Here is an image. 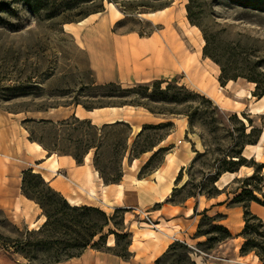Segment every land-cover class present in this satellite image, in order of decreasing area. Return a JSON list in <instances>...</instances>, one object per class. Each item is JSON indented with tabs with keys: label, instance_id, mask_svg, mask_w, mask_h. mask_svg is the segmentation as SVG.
<instances>
[{
	"label": "rangeland",
	"instance_id": "rangeland-1",
	"mask_svg": "<svg viewBox=\"0 0 264 264\" xmlns=\"http://www.w3.org/2000/svg\"><path fill=\"white\" fill-rule=\"evenodd\" d=\"M0 1H7L14 8V12H3L0 21V118H7L15 137L17 126L21 130L26 129L29 138L33 134L35 140L31 141L43 140L49 144L54 150L51 155L56 154V158L58 155L74 154L86 161L84 158L90 154L91 161L101 176L100 170L109 179L120 180L124 160L128 163L131 157L139 156L143 150L149 151L168 134H173L170 139L175 142L176 152L184 149L192 157L183 170V179L177 185L178 191L174 197L177 201H182L191 194L197 195L191 198L204 200L208 196L198 194L200 185L210 189L215 168L226 165L225 160L232 159L230 155L242 146L249 145H243L244 139H256L260 136L261 140L264 110L262 113L255 111L256 102L264 101V96L257 95L258 83L253 79L261 81L264 86V11L244 8L235 0H195L199 5L202 4L201 15L200 6L197 9L199 19L214 36L210 47L214 56H210L205 54L206 40L202 29L188 18L187 6L190 0H46L52 10L39 12L32 11L20 0ZM259 1L264 6V0ZM161 10L165 12L157 16L144 15ZM115 19L118 20L111 25L109 21ZM110 30L115 35L136 32L147 37L159 34L171 49L164 65L166 70L154 72L134 61L133 68L139 72L133 73L128 81L116 83L122 89L137 87V91L123 93L121 88L116 87L113 88L114 94L108 95L110 89L100 85L111 81L98 80L97 71L81 37L102 42L106 31ZM102 44L103 60L109 64L111 53L106 50V43ZM168 54L172 55L171 63ZM156 81H164L162 88L154 85ZM140 85H150V88L138 89ZM249 92L253 97H248ZM145 94L152 95V99L142 97ZM162 97H166V100H162ZM137 98L148 102V106L142 105L139 110L129 107L124 111L112 112L111 109H106L104 112L126 113L131 121H134L131 115L133 113L163 119L160 123L141 124L142 129L136 135L131 132L129 124L122 121L95 124L90 118L75 115L58 122L47 119L42 121V113L58 107H122V101ZM26 119L35 121L26 122ZM253 127L256 130L248 137ZM165 148V151L153 159L146 172L162 162L165 153L174 147ZM254 159L253 161L264 163V159ZM23 164L27 167L25 170L32 169L42 175L38 161ZM252 168L255 171V167ZM246 177L239 179L241 188L245 186ZM218 182L216 185L221 189ZM186 183L187 186L181 189ZM252 183L256 184V181L253 180ZM261 186L264 192V170ZM75 187L83 193L82 188ZM32 193L38 197L48 196L42 185L38 186V192ZM94 193L85 200L70 202L66 199L73 206L98 207L115 217L118 226L112 223L106 231L114 229L120 233H128L124 210H113V203L106 195L99 199ZM255 195L264 200L261 192L255 191ZM29 203L39 211V216L41 214L44 221L36 222V211L25 204L23 209L17 204L15 212L0 208V264H48L56 254L58 240L65 243L75 238L71 224L67 228L62 227L59 233L43 227L47 220L44 210L40 205ZM126 210L137 214L135 229L138 232V228L144 227L143 223L147 222L150 225L147 227L152 229L150 233L155 235L154 239L156 236L161 237L160 233L154 231L157 218L153 217L151 221L147 218L150 216L149 211ZM204 211H200V222L204 218ZM207 214L215 216L213 212ZM164 230L169 231L167 228ZM203 230L211 233L200 235V243L203 242L200 246H191L181 240H174L169 245L170 247L179 241L187 244L192 252L187 253L178 246L165 255L168 247L149 264H218L211 260V254L217 251L221 243L208 239L219 234L213 232L210 221L205 222ZM110 236L117 240L115 234ZM48 240L51 242V249L46 245ZM129 240L130 236L120 237L117 251ZM226 254L230 256L229 251ZM249 254L257 255L254 251ZM246 255L240 249L241 258L238 255L227 257L246 264H264V260H255V256L242 258ZM68 261L62 264L99 262L91 256L83 260Z\"/></svg>",
	"mask_w": 264,
	"mask_h": 264
},
{
	"label": "crops",
	"instance_id": "crops-1",
	"mask_svg": "<svg viewBox=\"0 0 264 264\" xmlns=\"http://www.w3.org/2000/svg\"><path fill=\"white\" fill-rule=\"evenodd\" d=\"M91 18V17H90ZM90 18H87L89 20ZM111 20V19H110ZM114 21H109L112 25ZM107 29V28H106ZM91 39V38H90ZM84 47L88 50L92 65L97 71V77L100 81L122 82L130 80L129 77L139 70L133 68V62L138 61V65L145 68H151L154 72H163L167 60V53L171 49L166 45L165 40L157 34H151L144 37L136 32L127 34H114L112 31H106L102 42H93L89 39L82 38ZM90 42V43H89ZM106 50L111 53L109 64L103 60L104 45ZM116 51L118 57H116ZM171 53V52H170ZM127 54V56H126ZM171 63L172 55L168 54ZM264 99V97H263ZM262 99V100H263ZM257 108L264 109V101L256 102ZM129 107H118L116 110H127ZM140 109V106L134 107ZM115 110V111H116ZM106 111L92 112L86 108L78 106H64L51 109L42 113L43 118L51 121L65 120L73 115L79 118H90L95 124L114 123L117 121L126 122L130 125L131 132L136 135L135 129L140 128L144 123H160L163 119L158 117H148L144 113L131 114L134 121L126 117V113H104ZM126 112V111H125ZM126 114V115H125ZM96 118V119H95ZM264 129V126H263ZM179 135L182 133L178 130ZM168 134L165 139L161 140L152 150L143 152L139 156L124 160L122 179L118 183H106L103 177L94 167L90 154L85 158L86 161L79 164L73 156L70 155H50L42 146L36 147L35 141L29 139V132L17 126L15 141L12 144L2 145L0 143V208L5 210L16 211V205L20 204L23 209L24 204L31 206L36 211L38 217L36 222L44 221L39 211L30 205L29 202L38 205L34 200L28 198L22 191L23 171L27 168L23 163L38 161L40 172L44 179L57 191L61 192L70 202L74 200H85L87 196L94 194L99 199L105 195L113 203L112 209H134L140 212L149 211L151 218L156 217L158 227L154 230L161 234L160 240L154 239L155 235L150 233L152 229L147 226H140L138 232L135 229V219L137 214L132 211H125L124 222L126 231L131 234V244L129 251L131 255L124 258L114 251L98 250L87 248L82 255L67 260H83L87 256L94 257L98 264H149L156 260L164 253L174 240H181L193 246L202 241L197 231L200 223L201 210L207 209L208 213L224 214L221 224L229 228L233 237L220 244L216 252L211 254V260L218 264H246L238 259L228 258L230 256H240V249L246 238L242 234L245 228L244 208L240 205H230L229 201L242 191L239 179L250 176L254 169L250 166H242L237 172H225L220 177L218 185L222 193L216 197H206L204 200L188 198L184 203H169L174 188L177 187V179L185 166L192 157H189L184 149L176 152L174 141ZM166 146L174 147L164 155V160L155 166L151 171L142 173V169L154 155V153ZM260 147L261 155H258ZM244 155L248 158L254 157L258 160L264 159V131L258 144H249L244 148ZM169 157L173 159L169 161ZM58 160V166H53V160ZM222 184V185H220ZM76 186L83 189L80 193ZM120 187L122 192L120 193ZM110 205V204H109ZM251 211L264 221V205L253 202L250 205ZM197 210V213L195 212ZM167 228L169 231H165ZM147 233L143 234L142 232ZM140 242V243H139ZM108 246L115 247V238L109 236ZM226 251H229L228 256ZM226 256V257H225ZM228 256V257H227ZM257 255L248 254L242 258H249ZM224 258V259H220ZM61 261L57 264H62ZM75 262V261H70Z\"/></svg>",
	"mask_w": 264,
	"mask_h": 264
},
{
	"label": "trees",
	"instance_id": "trees-1",
	"mask_svg": "<svg viewBox=\"0 0 264 264\" xmlns=\"http://www.w3.org/2000/svg\"><path fill=\"white\" fill-rule=\"evenodd\" d=\"M26 5L32 9L34 12H39L41 10H48L51 11L52 9L49 8L48 1L46 0H20ZM66 1V0H64ZM235 2L239 3L240 6L244 8H251L255 10H262L264 11V6L259 0H235ZM200 6V15L202 13V4L200 5L195 0H190L187 10H188V18L190 21L194 24L199 26L203 33L206 40L205 45V54L214 56L210 47L214 42V36L212 33H210L207 29V27L204 25L201 19H199V13L197 9H199ZM8 11V12H14V8L10 3L7 1H0V21L2 20V13ZM210 52V53H209ZM212 54V55H211ZM225 77V76H223ZM226 78V77H225ZM256 81L257 88L256 92H258L257 95L264 96V86H262L261 81H258L256 79H253ZM164 81H156L154 82V85L158 88H162V84ZM102 88H108L110 89L108 92V95L112 96L114 94L113 88L120 87L116 82H109L104 85H100ZM150 88V85H140L138 89H144L148 90ZM137 87L129 88V89H122L121 92L123 93H131L136 92ZM163 93H165V90L161 89ZM123 96V94H120ZM119 95V96H120ZM142 97H150L152 99V95L145 94ZM162 100H166V97H162ZM122 106L125 105H134V106H148V102L141 101L140 99H132L131 101H122ZM84 107L87 110H92L95 107L84 105ZM26 122H33L35 119H26ZM43 122L47 121L45 119L42 120ZM51 121V120H49ZM242 124L245 125L244 121H242ZM117 123V122H116ZM108 125V124H107ZM130 127V125H129ZM131 129V128H130ZM256 130V127H253L251 132L247 135L248 137L254 133ZM262 134V132H261ZM260 134V135H261ZM30 140H35L33 137V134H31ZM260 140V136L256 139H250V140H243V145L247 144H257ZM37 141V140H36ZM39 143L49 151L50 155L54 151L52 148H50V145L45 143L43 140H38ZM158 145V144H156ZM154 145L153 147H155ZM244 147L242 146L240 150L235 151L230 157L229 161L225 160L226 165H222L220 167L215 168L214 178L211 180V187L209 190H207L203 184L200 185V191L198 194L200 195H206L208 197H216L217 195L222 193V190L218 188L216 183L218 182L219 178L222 176L225 172H237L242 166H250L255 167V171L250 176H247L244 180V187L242 188V191L234 196L232 199H230L229 204L230 205H240L244 208V217H245V228L242 232V234L245 236L246 240L243 243L241 247V253L246 255L250 252L254 251L261 260H264V221L260 217H258L256 214H254L251 211L250 205L253 202L260 203L264 205V200L259 199L255 195V191L261 192L264 196L263 192V186H261V181L263 177V170H264V163H258L254 158L248 159L244 154ZM151 148L150 150H152ZM165 147H162L158 149L154 155L151 157V159L148 161V163L144 166L142 169V173H147L146 169L150 166L153 159L162 151H165ZM148 150H143V152H147ZM88 153V152H87ZM140 153V154H141ZM201 154V153H200ZM73 157L76 159V161L81 164L84 161L79 158L78 155H74ZM85 157V156H84ZM85 159V158H84ZM251 160V162L249 161ZM102 173V177L105 180L106 183H118L120 180L116 179H109L102 170H100ZM183 179V170H181L178 179H177V185L179 182ZM255 180L256 184H253L252 181ZM42 185L44 189L47 191V195H43L44 197H38L36 194L32 192H38V186ZM187 186V183L184 184L181 189L185 188ZM251 186V187H250ZM22 191L23 194L26 195L28 198L36 201L41 208L44 210V214L47 216V220L43 227L47 229L49 227L53 230L55 233H59L62 227H68L70 224L74 228L72 230V233L75 234V238L69 239L70 241L63 243V241L58 240L57 247L55 250V255L51 257L50 263L48 264H57L61 261L78 257L82 255V253L89 247L98 249V250H107V251H114L116 254L128 258L131 255V252L129 251V246L131 244V234L128 233H120L114 229H109L106 231V229L113 223L114 225L118 226V222L115 221V217H111L108 215L105 211L98 207L94 206H73L69 203V201L64 197V195L55 190L40 173H35L32 169L24 170L23 171V178H22ZM178 191V188H174L173 193L171 197L168 199L169 202L174 204H181L184 203L188 198L194 196L196 197V194H191L187 198H185L182 201H177L174 199L176 192ZM45 198V199H42ZM119 209L122 208H117ZM124 210V214L126 209ZM207 209L204 211V218L199 224L197 234L200 235H208L211 233V231L203 230V227L205 225L206 221L211 222V229L213 232H218L217 235H213L208 239V241H214L218 243H222L227 241L228 239L232 238L234 235L229 230L228 227L221 224L220 221L224 218V214L217 213L215 216H209L207 214ZM197 213V210L195 211ZM200 214V213H198ZM117 217H120L117 215ZM112 234H115L117 237L116 240V246L115 247H109L108 246V237ZM130 236V240L125 243V245L122 247L120 251H117V247L120 246L119 238H128ZM99 237L96 241V238ZM56 243V242H55ZM203 243V242H202ZM199 243L198 245L200 246ZM51 242L48 240L46 241V245L49 249H51ZM180 246L184 248L187 253L192 252L193 250L188 247V245L183 244L179 241L172 244L165 255L169 254V252H172L173 250H176L177 247ZM158 262H160V259H158Z\"/></svg>",
	"mask_w": 264,
	"mask_h": 264
},
{
	"label": "bare ground",
	"instance_id": "bare-ground-1",
	"mask_svg": "<svg viewBox=\"0 0 264 264\" xmlns=\"http://www.w3.org/2000/svg\"><path fill=\"white\" fill-rule=\"evenodd\" d=\"M111 5H113L112 3H111ZM114 6V5H113ZM165 12V10H161V11H154V12H149V13H145L144 15H148V16H157V15H159V14H162V13H164ZM222 88V87H221ZM248 97H253V95H252V93L251 92H249L248 93ZM123 107H130V108H134V107H136V106H133V105H125V106H123ZM118 107H109V108H107V107H102V108H95V109H93L92 110V112H100V111H103V110H105V109H111V110H113V111H115L116 109H117ZM263 108L262 107H258L257 109H256V111H255V113H262L263 112ZM141 127L140 128H138L137 129V133H139L140 131H141ZM14 141H15V134H14V130H13V127L11 126L10 127V129H9V131H7V132H4V133H0V143L2 144V145H8V144H12V143H14ZM35 145H36V147H38V148H41L42 147V145L39 143V142H35ZM195 152H193V154H194ZM258 155L260 156L261 155V151H260V147L258 148ZM169 161L170 162H172L173 161V159L171 158V157H169ZM53 166L54 167H57L58 166V160L55 158L54 160H53ZM244 166H246V165H244ZM251 173H253V172H251ZM122 192V187H120V193ZM143 225L144 226H148V227H150V225L147 223V222H144L143 223ZM158 226H160V225H158V223H156V225H155V227H158ZM156 239H159L160 240V237L159 236H156Z\"/></svg>",
	"mask_w": 264,
	"mask_h": 264
},
{
	"label": "built area",
	"instance_id": "built-area-1",
	"mask_svg": "<svg viewBox=\"0 0 264 264\" xmlns=\"http://www.w3.org/2000/svg\"><path fill=\"white\" fill-rule=\"evenodd\" d=\"M10 129V124L7 120V118H0V133H4L9 131ZM150 221L152 220V218L149 216L147 217ZM220 259H224V258H220Z\"/></svg>",
	"mask_w": 264,
	"mask_h": 264
}]
</instances>
